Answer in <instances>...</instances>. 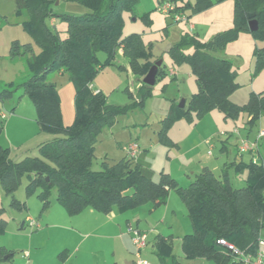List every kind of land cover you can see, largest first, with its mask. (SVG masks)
I'll list each match as a JSON object with an SVG mask.
<instances>
[{
  "label": "trees",
  "instance_id": "16d2710c",
  "mask_svg": "<svg viewBox=\"0 0 264 264\" xmlns=\"http://www.w3.org/2000/svg\"><path fill=\"white\" fill-rule=\"evenodd\" d=\"M15 11H27L24 24L26 31L40 46V51L27 58L30 77L23 82L25 93L32 99L36 117L42 131L53 136L38 144L41 156H25L13 160L10 148L0 145V180L12 183L24 169L31 170L28 189L41 186L42 209L48 203V193L56 188V200L69 214L89 207L98 212L125 211L151 202L152 206L163 204L169 190H174L187 207L191 231L181 239L185 261L179 260L166 240L157 237L158 257L162 264H193L196 258H212L216 264H232V255L217 240L222 238L240 250L255 253L259 231L264 224V165L249 160L235 164L237 170L246 171V184L234 188L225 172L215 175L211 170L196 173L188 185L180 186L166 171H160L158 180L153 179L148 166L123 156L117 161H102L101 168H91L94 143L105 124H111L116 114L126 106L107 102L99 90L94 92L91 83L100 68L98 51L112 56L116 46L128 57L130 68L145 75L154 63L151 52L140 34L131 33L121 37L123 12L133 13L138 0H58L87 5L88 12L81 14L56 13V0H14ZM209 0H181L175 5L178 10L192 11L206 7ZM254 12L258 21L255 31L248 29L247 13ZM189 17V15H187ZM56 18L66 22L65 35L61 36L56 24L47 25L46 19ZM240 30H249L254 36H264V0H234L233 26L209 41H202L195 34H182L174 43L170 54L178 62L186 61L191 66L197 89L187 105L174 104L163 119L159 129L160 141L176 145L167 129L176 119L201 116L206 111L218 108L224 117L236 118L244 112L252 126L264 115V87L251 91L245 103L229 101L228 95L239 83L225 57H218L213 50L223 48ZM193 47L192 52L184 49ZM256 67L264 66V48L255 50ZM63 70L74 87L75 117L70 126L62 123L60 99L55 85L45 81V74L52 69ZM168 72L161 65L156 79ZM0 90V101L9 93ZM143 101L141 98L133 105ZM4 112L0 110V134ZM17 203V200H13ZM8 252L0 246V261Z\"/></svg>",
  "mask_w": 264,
  "mask_h": 264
},
{
  "label": "rangeland",
  "instance_id": "374dc122",
  "mask_svg": "<svg viewBox=\"0 0 264 264\" xmlns=\"http://www.w3.org/2000/svg\"><path fill=\"white\" fill-rule=\"evenodd\" d=\"M166 1L173 5L181 3V0H138L133 13L123 12L121 37L131 33L140 34L151 52V60H161L162 67L166 71L175 69L177 76L172 77L167 73L158 77L154 84L147 85L143 82L144 75L130 68L128 57L120 46L115 47L112 56L102 50L97 52L100 68L92 85L95 88L102 86V93L108 103L126 106V109L116 114L111 124L103 125L97 134L91 168L98 170L102 161L112 163L119 160L124 156L122 146L134 141L145 150V158L155 180H158L162 170L169 172L180 186H186L193 180L195 173L203 171L205 167L213 168L215 175H218L226 163L225 172L230 184L234 188L243 187L246 184V171L237 170L231 162L236 155L237 138L244 137L249 131L246 113L241 112L236 118H225L220 109L213 108L201 116L192 112L187 118H178L167 129L178 146L160 141L158 133L169 112L171 100L174 99L178 105L184 99L187 105L197 89L190 64L175 60L169 52L170 47L180 40L182 34H195L202 41H209L217 34L229 31L233 26L234 0H209L208 6L195 11L184 8L182 11L189 15L188 19L194 25L192 31L184 21L174 20L173 13L166 14L157 9L160 2ZM185 1L194 3L195 0ZM15 10L14 0H0V90H10L0 101V110L5 114L0 145L9 147L12 159L19 160L26 155L41 156L38 144L51 138L53 134L41 130L35 105L24 91L23 82L30 77L27 58L38 53L40 46L24 27L28 19L27 11L17 14ZM53 11L59 14H81L90 9L84 4L61 1L53 5ZM48 22L49 19H46L47 25L53 28ZM56 26L60 35L64 36L66 22L60 20ZM258 48H264V36H254L249 30H240L223 48L213 50L216 56L225 57L230 62L235 81L239 83L229 93V101L245 103L251 91L258 92L264 87V66L256 67L255 50ZM192 50L193 47H189L184 52ZM45 81L55 85L60 99L62 123L70 126L75 117L74 87L67 73L57 68L52 69L45 74ZM141 95L142 103L131 106L136 100L139 101ZM260 120L261 116L252 125L251 137L255 132L258 134L259 129H264V126H259ZM235 128L239 133L232 132ZM221 132L224 134L220 135ZM251 137L248 139L253 142ZM204 138H211L213 147L210 155L207 152L209 147L204 142L191 149ZM225 138L227 148L221 150V142ZM257 146L259 149L253 153H241L244 162L252 160L264 165V137L258 140ZM241 156H237V161ZM31 173V170L24 169L8 184H3L0 180V245L15 251L14 255L20 250L16 236L33 230L28 223L21 226L25 217L29 215L37 220L42 209L40 193L43 188L35 186L28 189ZM168 194L166 203L154 206L152 211L151 202L135 208L141 214L140 227L157 228L161 233L160 238L167 241L172 253L179 260L185 261L181 239L192 228L187 207L174 190H169ZM55 195L56 188L52 187L47 196L49 202L56 198ZM15 199L17 203H13ZM166 211V217H163ZM157 231L148 232L150 241L141 250V257L150 264H162L154 242ZM259 235L264 240V224ZM104 242L103 252L98 253L99 264L102 260L105 261L104 264H114V260L122 264L120 249H117L112 258L108 245L111 240L104 239ZM192 262L216 264L214 259L206 257L193 259Z\"/></svg>",
  "mask_w": 264,
  "mask_h": 264
},
{
  "label": "crops",
  "instance_id": "0c3cea01",
  "mask_svg": "<svg viewBox=\"0 0 264 264\" xmlns=\"http://www.w3.org/2000/svg\"><path fill=\"white\" fill-rule=\"evenodd\" d=\"M48 23L49 25L53 26V24L58 23V20L54 17L49 19ZM173 70L176 72V74L171 76H177L178 72L175 69ZM91 88L98 91L100 90L101 92L103 90L102 86L95 88L92 83ZM174 104L175 100L172 99L169 109ZM249 118L250 117L247 116V120ZM259 126H264L263 115L261 116V120L259 121ZM251 129L252 126L248 124V133H246L244 137L237 138V142L235 143L236 155H234L235 157L233 161H230L232 164L235 165L239 161H244L241 153H253V151L251 150L240 151L238 149V143L241 139H246L249 141L248 138L251 137L252 133L250 132ZM256 134L257 132H255V135L251 137L253 138V142H256ZM170 139L178 146V142L174 141L171 137ZM206 139L208 138H204L203 141L198 142V144L192 146L191 149L198 147V145L202 142L205 143ZM126 144H124L123 146H125ZM138 146L139 152L134 160H137L142 166H148V168L151 169L149 163L145 158V150L140 146V144H138ZM208 147L209 148L207 149V152L210 155L209 151H211L213 145L212 147L208 145ZM226 148L227 138H225L221 142V150ZM123 153L125 156L126 153L124 150ZM238 155L241 156V159L239 161H237L236 159ZM225 165L226 163L223 165L222 169H220L221 172L225 169ZM205 168H208L215 174L213 168ZM129 210L130 209L125 211L112 210L107 213H103L86 207L78 213L69 214L63 207V205L60 204L56 199L50 200L48 205L44 209H41L39 211L37 220H34L29 215L25 217L24 221L22 222L23 225L25 223H28L27 218L29 217L35 221L36 226L29 225L33 228L32 232H24L16 236L19 243L17 245L20 248L16 255H14L15 251H13L12 249H8L3 244L0 245L8 252L4 255L6 256V258H4L3 256L0 264H4L5 261H8V264H99L98 253L103 252L104 250L103 245L106 244L104 242V239L111 240L108 245L110 251L112 252V258L115 257L117 249H120V252L122 254V258L120 259L121 263L135 264L134 247L132 244L131 233L128 232V226L131 225L134 228L146 231L147 244L150 241L148 232L154 233L155 231H157V228H154L152 226L141 228L140 212H138L136 208H132L130 212ZM152 210L153 206L150 211ZM166 214L167 211L165 212V216L163 217H166ZM160 234L161 233L157 231L154 242H156V240L158 239L157 237H159ZM24 252H27L28 255L25 256ZM104 262L105 261L102 260L100 261V264H104ZM190 262L193 263L192 260ZM113 263L118 264V261L114 260Z\"/></svg>",
  "mask_w": 264,
  "mask_h": 264
},
{
  "label": "built area",
  "instance_id": "2783aa9c",
  "mask_svg": "<svg viewBox=\"0 0 264 264\" xmlns=\"http://www.w3.org/2000/svg\"><path fill=\"white\" fill-rule=\"evenodd\" d=\"M157 9L160 12L166 14L173 13L174 20L184 21L188 25V28L191 31L193 30V25L189 21L188 16L182 10H178L176 6L173 5L171 2L168 1L160 2ZM168 73L170 75L176 74V72L173 69H169ZM94 92H98V90H94ZM232 132L239 133L236 128ZM223 134L224 132L220 133V135ZM262 137H264V129H259L256 142H249L246 139H241L238 143V149L240 151H248V150L257 151L258 150L257 141ZM205 143H207L210 147H212L211 138L206 139ZM123 150L125 151L126 155L129 158L135 159L139 152V146L136 142H130L125 146H123ZM209 153L211 154V151H209ZM27 221L29 225L36 226L35 221L32 220L31 218L28 217ZM128 232L131 233L132 244L134 247V255H135L134 263L150 264V262L147 259L141 257V250L147 245V232L140 230L138 228H134L131 225L128 226ZM217 242L229 250L233 259L232 264H264V240L261 238L258 240V246L255 253L240 250L234 244L222 238L218 239ZM24 255L27 256L28 253L24 252Z\"/></svg>",
  "mask_w": 264,
  "mask_h": 264
},
{
  "label": "water",
  "instance_id": "95a60500",
  "mask_svg": "<svg viewBox=\"0 0 264 264\" xmlns=\"http://www.w3.org/2000/svg\"><path fill=\"white\" fill-rule=\"evenodd\" d=\"M57 3H58V0H56V4ZM247 18H248V29L250 31H255L258 28V21L255 18V13L254 12L247 13ZM161 63H162L161 60H157L150 66V68L148 69V71L143 77V82L145 84L152 85L155 83L157 69L161 65ZM184 105H185V100L181 99L178 106L183 107ZM21 226H23V223L21 224ZM4 258H6V256H4Z\"/></svg>",
  "mask_w": 264,
  "mask_h": 264
}]
</instances>
